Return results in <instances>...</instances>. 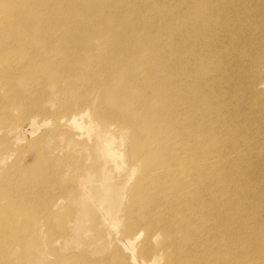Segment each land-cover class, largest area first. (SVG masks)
<instances>
[{"label": "bare ground", "instance_id": "bare-ground-1", "mask_svg": "<svg viewBox=\"0 0 264 264\" xmlns=\"http://www.w3.org/2000/svg\"><path fill=\"white\" fill-rule=\"evenodd\" d=\"M260 4L264 0H0L6 16L0 22V90L8 78L9 90L13 77L43 68L42 91L50 79L58 83L62 105L44 112L55 124L43 137L58 144L52 151L59 179L72 180L58 201L70 194V202L93 197L90 208L102 224L110 221L102 234L115 253L106 264H264V214L257 210L264 208V185L256 194L257 180L238 172L248 167L238 163L249 157L252 130L232 129L230 120L238 124L244 113L225 110L236 105L229 91L250 102L254 91L263 97L252 89L245 64L263 65L264 47L262 56H253L232 26L250 31L244 17ZM257 42H264V32ZM19 47L18 56L27 59L22 63L14 57ZM66 90L74 99L68 95L64 104ZM123 101L125 110H117ZM113 124V132L131 130L133 151L122 162L141 164L132 183L131 166L128 179L109 177L119 169L105 132ZM16 126L0 119V172L15 165L12 150L25 142ZM88 131L92 141L83 140ZM255 132L250 142L258 144L264 118ZM223 140L234 149L226 152ZM256 154L264 161V149ZM96 180L104 184L95 188ZM117 189L130 197L121 211L109 206L117 200L109 191Z\"/></svg>", "mask_w": 264, "mask_h": 264}, {"label": "rangeland", "instance_id": "rangeland-1", "mask_svg": "<svg viewBox=\"0 0 264 264\" xmlns=\"http://www.w3.org/2000/svg\"><path fill=\"white\" fill-rule=\"evenodd\" d=\"M255 1L249 0L250 5ZM3 12L4 7L0 6V22L3 17H6ZM245 20L247 21L246 24H248L247 28L251 29L248 32H246L245 28H240L236 24L232 26L238 29L237 35L244 42L250 44L252 55H259L260 57L262 56L261 49L264 47V42L258 43L257 38L264 32V6L261 4L257 5L254 12L244 17L243 22ZM95 43L98 44L99 42ZM237 52L236 50L231 52V54L236 56L234 63L237 60ZM20 53H23V51L19 47L14 53L17 63H22L27 60L25 57H19L18 55L21 56ZM131 58L135 57L129 55L128 60ZM125 61L126 58H122L120 65ZM245 67L247 73L251 75L249 77L253 78L252 89H256L258 93L262 90L263 97L259 95L257 99L254 91L253 95L255 96H252L251 103L250 98L247 99L249 102L244 99L245 94L243 95L242 92L240 97H238V94L233 98V94H230L233 91H229L227 98L231 97L236 105H233L231 108L225 107V110L226 114L241 111L244 115H249V122L245 119L246 116L241 115L244 118L240 120V123L234 124L231 120L230 123L231 128L238 129L237 131L252 130L247 137L250 143L248 146L250 149L249 157L247 160H242L238 163L239 166L246 164L248 167L240 170L237 165V168L240 174L249 177V181L257 180L256 186L258 190L255 192L257 194L263 191L264 174L261 171L262 166H264V161L260 160V157L256 153L264 149V136L258 144L253 141L250 142V139L259 132L254 133L260 126L261 119L264 118V89H261L259 86L260 83L264 84V64L255 69L251 59L245 64ZM44 72L45 69L43 68L37 69V72L33 75L23 72L13 77L14 84L9 90L6 83L11 78H8L3 83V89L0 90V109L9 113V117L4 115L0 119L5 124L15 122V125H17L16 136H23L25 138V142L19 144L20 146L18 148L12 150L15 155L11 161L15 162V165L11 169L2 170L1 172L3 173L0 172V264H106L113 262L110 260V257L115 253L113 246L107 245V241L104 240L102 234V228L106 230L105 225L109 226L110 221L107 220L102 224L96 209L90 208L93 197L89 195L81 202H70L69 199L72 195L70 194L63 203L58 201V197H61L60 192L69 188L72 180L70 181L67 175L68 180L66 177H60L61 179H59L56 171H58L60 161L58 157L54 156L55 152L52 151L53 145L58 146V144H55L57 142L49 136L43 138L55 124V119L51 116L49 118V115H44V112L48 113L50 110H58L62 105L59 100L61 93L59 92L57 82L50 79L44 86L43 91L38 85L39 75ZM110 82L112 87L118 83L117 80ZM68 95L74 99L73 94L66 90L61 95L64 104L69 99ZM90 97L91 94L87 98L90 100ZM92 97L94 105L98 100L95 99L93 94ZM108 100L112 103L113 99L108 96ZM228 103H231V101ZM120 104H127V101L116 103L117 110H125ZM37 110L40 112H36ZM30 121L34 122L33 125H31L32 122ZM103 128L106 127H102L100 130ZM116 130L118 128L114 124L105 129L106 134L112 138L111 149L117 155L116 162L119 166V169L110 174L109 177L113 178V180H126L128 179L126 167L131 166L135 169L130 179L132 183L134 179L140 176L141 164L134 160L131 163L122 162L125 154L133 151L131 130H127L128 134H126L124 127L120 128L119 132H113ZM41 137L42 139H40ZM83 140L92 141V132H85L83 134ZM34 141H37V143L35 144ZM222 147L226 152L234 149L226 140H223ZM86 153L88 155V151ZM68 161L70 160H66L64 163ZM91 162L92 157L90 155L86 164L89 165ZM45 173H48V176ZM238 178L237 180H239ZM39 184L41 187L37 188ZM103 184L104 181L100 186ZM253 184L255 185V183ZM92 185L95 188L100 187L98 180L94 181ZM117 193L118 189L115 195L112 191H109L108 195L114 196V199L117 198L109 206H112V208H120L121 211L123 206L129 204L130 197L121 192L118 195ZM55 200L58 203L54 209H51V205ZM12 206L15 208L10 210ZM257 210L258 212L262 211V214H264V208L262 206L258 207ZM120 211L117 213L119 214ZM74 213L80 218L78 226L72 224ZM259 224L263 225V223ZM255 227L257 226L255 225ZM119 253L122 254L120 251ZM160 263L162 264L161 259Z\"/></svg>", "mask_w": 264, "mask_h": 264}]
</instances>
